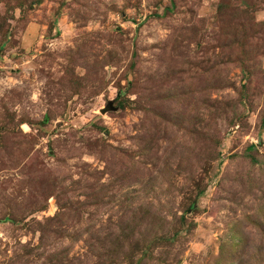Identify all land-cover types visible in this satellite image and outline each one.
Wrapping results in <instances>:
<instances>
[{"label":"rangeland","instance_id":"1","mask_svg":"<svg viewBox=\"0 0 264 264\" xmlns=\"http://www.w3.org/2000/svg\"><path fill=\"white\" fill-rule=\"evenodd\" d=\"M0 264H264V0H0Z\"/></svg>","mask_w":264,"mask_h":264},{"label":"water","instance_id":"2","mask_svg":"<svg viewBox=\"0 0 264 264\" xmlns=\"http://www.w3.org/2000/svg\"><path fill=\"white\" fill-rule=\"evenodd\" d=\"M111 108H112V102L108 101V103L100 111H101V113H104L107 110H110Z\"/></svg>","mask_w":264,"mask_h":264}]
</instances>
